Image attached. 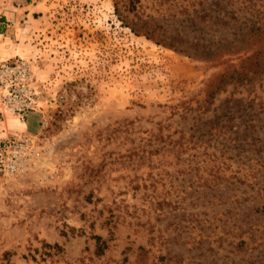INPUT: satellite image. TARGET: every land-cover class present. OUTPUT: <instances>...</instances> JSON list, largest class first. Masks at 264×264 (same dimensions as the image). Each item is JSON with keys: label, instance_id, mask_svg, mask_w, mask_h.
I'll use <instances>...</instances> for the list:
<instances>
[{"label": "rangeland", "instance_id": "374dc122", "mask_svg": "<svg viewBox=\"0 0 264 264\" xmlns=\"http://www.w3.org/2000/svg\"><path fill=\"white\" fill-rule=\"evenodd\" d=\"M219 1L0 0L38 92L0 264H264V77L197 109Z\"/></svg>", "mask_w": 264, "mask_h": 264}, {"label": "trees", "instance_id": "16d2710c", "mask_svg": "<svg viewBox=\"0 0 264 264\" xmlns=\"http://www.w3.org/2000/svg\"><path fill=\"white\" fill-rule=\"evenodd\" d=\"M218 3L219 30H222L218 46L199 50L201 54L196 56L209 63V68L223 65L224 69L205 84L203 101L197 107L203 112L213 109L218 94L228 86L253 84L264 77V0H220ZM257 211L264 218V206ZM95 237L100 243L102 238Z\"/></svg>", "mask_w": 264, "mask_h": 264}, {"label": "built area", "instance_id": "2783aa9c", "mask_svg": "<svg viewBox=\"0 0 264 264\" xmlns=\"http://www.w3.org/2000/svg\"><path fill=\"white\" fill-rule=\"evenodd\" d=\"M38 92L34 86V73L29 61H0V113L12 114L25 121L28 113L38 109ZM34 138L19 133L4 140L0 155V172L5 176L23 173L36 160Z\"/></svg>", "mask_w": 264, "mask_h": 264}, {"label": "crops", "instance_id": "0c3cea01", "mask_svg": "<svg viewBox=\"0 0 264 264\" xmlns=\"http://www.w3.org/2000/svg\"><path fill=\"white\" fill-rule=\"evenodd\" d=\"M10 52L8 49V41L4 34H0V61L8 59L12 56H10ZM33 112H30L27 114V122L22 121L20 118H18L15 115L12 114H1L0 113V154L2 151V146L4 143V140L8 137H11L13 135L26 132L29 125V118L32 116Z\"/></svg>", "mask_w": 264, "mask_h": 264}]
</instances>
